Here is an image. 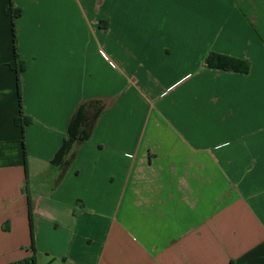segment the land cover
Wrapping results in <instances>:
<instances>
[{
	"label": "crops",
	"instance_id": "obj_1",
	"mask_svg": "<svg viewBox=\"0 0 264 264\" xmlns=\"http://www.w3.org/2000/svg\"><path fill=\"white\" fill-rule=\"evenodd\" d=\"M7 2L0 264H264V0H12L23 131ZM212 52L249 69L208 67Z\"/></svg>",
	"mask_w": 264,
	"mask_h": 264
},
{
	"label": "trees",
	"instance_id": "obj_2",
	"mask_svg": "<svg viewBox=\"0 0 264 264\" xmlns=\"http://www.w3.org/2000/svg\"><path fill=\"white\" fill-rule=\"evenodd\" d=\"M4 11L11 19L12 48L14 54L13 59L7 63V66L15 73L20 107L14 122L16 125L20 126L21 131H23L24 126L29 124L30 120L22 114L20 105V74L25 69V62L20 59L16 46L15 20L20 15V10L13 6L12 0H8ZM205 64L211 68L233 70L242 73H246L249 69V62L246 60L214 52L208 54ZM93 103L94 105H92L91 101L79 103L73 114L69 117L63 143L55 153L51 161L52 164L58 167L63 165L67 166L68 158L71 155L73 156L74 153L73 145L87 139L96 118L104 108V104L98 103V100H94ZM16 264H32V259L18 261Z\"/></svg>",
	"mask_w": 264,
	"mask_h": 264
},
{
	"label": "rangeland",
	"instance_id": "obj_3",
	"mask_svg": "<svg viewBox=\"0 0 264 264\" xmlns=\"http://www.w3.org/2000/svg\"><path fill=\"white\" fill-rule=\"evenodd\" d=\"M102 99L103 98H97V99H95V100H98V103H100V104H104V102L102 101ZM89 101H91V100H82L81 102H89ZM80 102V103H81ZM92 102V105H94V103H93V101H91ZM17 263V261H14L13 263H11V264H16ZM10 264V263H9Z\"/></svg>",
	"mask_w": 264,
	"mask_h": 264
}]
</instances>
